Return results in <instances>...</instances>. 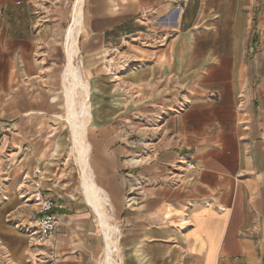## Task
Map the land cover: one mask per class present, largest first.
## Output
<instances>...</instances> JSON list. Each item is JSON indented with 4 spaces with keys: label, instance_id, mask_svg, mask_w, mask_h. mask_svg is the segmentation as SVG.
<instances>
[{
    "label": "crops",
    "instance_id": "1",
    "mask_svg": "<svg viewBox=\"0 0 264 264\" xmlns=\"http://www.w3.org/2000/svg\"><path fill=\"white\" fill-rule=\"evenodd\" d=\"M76 4L0 0V264H104L98 209L118 264H264V0L83 1L96 206L67 119ZM40 200L49 244L16 226Z\"/></svg>",
    "mask_w": 264,
    "mask_h": 264
},
{
    "label": "bare ground",
    "instance_id": "2",
    "mask_svg": "<svg viewBox=\"0 0 264 264\" xmlns=\"http://www.w3.org/2000/svg\"><path fill=\"white\" fill-rule=\"evenodd\" d=\"M83 1L77 0L75 15H74V28L73 30L77 33H73V38L69 42V65H68V75L70 77V87L68 90V116L71 122L72 133L74 136V141L79 148L81 155V163L83 166V178H84V187L86 190V196L90 203L93 206H96L101 202L102 196L100 197L101 189L98 187L95 182L90 178V161H89V143H86V120L91 116L90 104H89V86L87 78L81 73L80 66H76L74 63L75 59L81 60L80 52L78 47V34L82 27V9ZM76 61V60H75ZM79 98V99H78ZM77 151V150H76ZM79 162V161H78ZM92 175V174H91ZM105 197V196H104ZM107 198V196H106ZM107 204V203H106ZM96 209V208H95ZM98 214L100 215L101 223L104 227V231L107 234V239H110L109 248L106 253L105 263L104 264H118L116 260L113 261L114 252L116 250V242L114 245L113 235L114 228L107 223L108 217L104 214L103 210L98 209ZM110 217V216H109ZM111 220V219H109ZM118 246V245H117ZM113 256L111 263L107 262V256ZM118 255V254H116Z\"/></svg>",
    "mask_w": 264,
    "mask_h": 264
},
{
    "label": "built area",
    "instance_id": "3",
    "mask_svg": "<svg viewBox=\"0 0 264 264\" xmlns=\"http://www.w3.org/2000/svg\"><path fill=\"white\" fill-rule=\"evenodd\" d=\"M40 211L32 228L31 237L39 244L52 243L57 229L58 219L54 214L55 203L52 200H40Z\"/></svg>",
    "mask_w": 264,
    "mask_h": 264
},
{
    "label": "rangeland",
    "instance_id": "4",
    "mask_svg": "<svg viewBox=\"0 0 264 264\" xmlns=\"http://www.w3.org/2000/svg\"><path fill=\"white\" fill-rule=\"evenodd\" d=\"M77 1V0H76ZM73 21H74V16H73ZM73 26H74V23H73ZM73 26L69 29V32H68V42H67V48H68V44L70 42V39H71V35H72V29H73ZM68 53H69V50H68ZM70 57V55H69ZM115 62V61H111L110 65ZM75 63V62H74ZM112 66V65H111ZM69 83V82H68ZM68 90H69V84H68V87L66 88V97H67V102H68ZM67 119H68V122L70 123V126H71V122H70V119H69V116L67 114ZM71 131H72V127H71ZM38 217V216H37ZM37 219V218H36ZM35 223H36V220H35ZM19 227L20 231L22 232H26L27 234L31 235L30 231H32V228L33 227H23L22 225H16ZM115 257V256H114ZM113 258V256H107V260H108V263L110 262L111 263V259ZM116 258L113 259V261H115Z\"/></svg>",
    "mask_w": 264,
    "mask_h": 264
},
{
    "label": "water",
    "instance_id": "5",
    "mask_svg": "<svg viewBox=\"0 0 264 264\" xmlns=\"http://www.w3.org/2000/svg\"><path fill=\"white\" fill-rule=\"evenodd\" d=\"M115 64L114 62L112 63V65Z\"/></svg>",
    "mask_w": 264,
    "mask_h": 264
}]
</instances>
